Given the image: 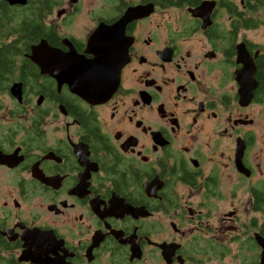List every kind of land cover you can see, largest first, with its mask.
<instances>
[{
  "label": "flooded vegetation",
  "instance_id": "obj_1",
  "mask_svg": "<svg viewBox=\"0 0 264 264\" xmlns=\"http://www.w3.org/2000/svg\"><path fill=\"white\" fill-rule=\"evenodd\" d=\"M4 15L0 264H264V0Z\"/></svg>",
  "mask_w": 264,
  "mask_h": 264
},
{
  "label": "water",
  "instance_id": "obj_2",
  "mask_svg": "<svg viewBox=\"0 0 264 264\" xmlns=\"http://www.w3.org/2000/svg\"><path fill=\"white\" fill-rule=\"evenodd\" d=\"M6 1L9 4H24L26 0H6ZM108 68L111 69L112 66H109ZM107 72L108 71L98 72V73H95V75L99 76L98 78H100L101 76L103 77ZM92 75H94V74H92ZM13 87H14V89L17 88L19 90V85L14 84ZM113 89H114V86L112 88H108V91L105 88L104 89H97V88H79V89H77V91L79 93L85 94L86 96L96 98V97L104 94L105 92H111Z\"/></svg>",
  "mask_w": 264,
  "mask_h": 264
},
{
  "label": "trees",
  "instance_id": "obj_3",
  "mask_svg": "<svg viewBox=\"0 0 264 264\" xmlns=\"http://www.w3.org/2000/svg\"><path fill=\"white\" fill-rule=\"evenodd\" d=\"M4 6H1V9H3ZM0 20L2 21V24H0V26H2L5 23V15L4 16H0ZM5 49H7L4 46L0 47V54H4V55H0V74L6 73L8 72V69L10 70L11 66V59H10V52L5 51Z\"/></svg>",
  "mask_w": 264,
  "mask_h": 264
}]
</instances>
